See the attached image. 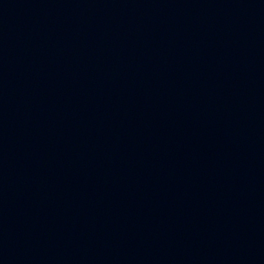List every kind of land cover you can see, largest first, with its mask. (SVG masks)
Segmentation results:
<instances>
[{"label":"water","instance_id":"95a60500","mask_svg":"<svg viewBox=\"0 0 264 264\" xmlns=\"http://www.w3.org/2000/svg\"><path fill=\"white\" fill-rule=\"evenodd\" d=\"M0 264H264V0H0Z\"/></svg>","mask_w":264,"mask_h":264}]
</instances>
